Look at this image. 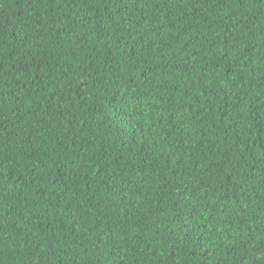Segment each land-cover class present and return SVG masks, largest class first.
Instances as JSON below:
<instances>
[{"label": "trees", "instance_id": "1", "mask_svg": "<svg viewBox=\"0 0 264 264\" xmlns=\"http://www.w3.org/2000/svg\"><path fill=\"white\" fill-rule=\"evenodd\" d=\"M0 264H264V0H0Z\"/></svg>", "mask_w": 264, "mask_h": 264}]
</instances>
